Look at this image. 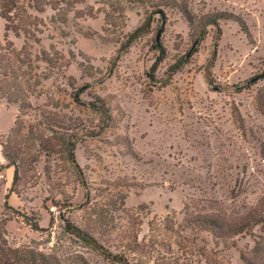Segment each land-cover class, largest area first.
<instances>
[{"label":"rangeland","instance_id":"1","mask_svg":"<svg viewBox=\"0 0 264 264\" xmlns=\"http://www.w3.org/2000/svg\"><path fill=\"white\" fill-rule=\"evenodd\" d=\"M262 202L264 0H0L1 246L118 264L70 224L131 264H264V224L208 225Z\"/></svg>","mask_w":264,"mask_h":264},{"label":"trees","instance_id":"2","mask_svg":"<svg viewBox=\"0 0 264 264\" xmlns=\"http://www.w3.org/2000/svg\"><path fill=\"white\" fill-rule=\"evenodd\" d=\"M183 14L186 16L188 19L189 23H193V18L191 13L184 8L183 9ZM219 19L220 16L214 15L211 17L206 18L203 23L201 24V29L198 32V35L195 39V43L191 49L192 55H189L187 57L181 58L179 61L174 63V65L171 66L169 71H172V74L177 73L186 63V60L188 61L189 58H191L195 53L198 52L200 45L202 42H204L206 38V28L210 25L219 26ZM151 24L152 20L151 18H147L146 21L136 30L133 32V34L130 35L132 39L138 38V36L143 35L144 33L149 32L151 29ZM159 51L161 52V56H163L164 51L162 47H159ZM215 58V56H214ZM159 61L161 59L159 58ZM159 63V62H158ZM156 68V67H154ZM209 80V79H208ZM211 82V81H210ZM95 108L102 112L103 115H106L108 117V111L105 109V107H97ZM13 166L15 165L14 163L12 164ZM17 175V173H16ZM16 179V178H15ZM26 218V217H25ZM27 224L31 226L35 230H40V227L37 223H32V220L29 218L25 219ZM31 222V223H29ZM264 224V203L262 202L261 204V209L259 211H255L254 213H251L250 216H248L245 220H241L240 222L234 223V224H227L224 225L220 223L218 220L210 218L208 221V225L212 228L213 232H219L222 235L226 234H231L233 236L242 234L245 231H248L252 228H255L256 226H262ZM160 226L157 225H150L151 231L153 234L157 233L159 230V234L154 235V241L157 243H163L162 236H168V238H171V235L174 234V228L171 227L169 228V224L167 222L163 224H159ZM68 230L69 232L73 233L76 235L78 238L83 240L89 247H91L94 251L102 255L105 259L116 262L118 264H131L129 262V258L127 255H113L110 253V251L106 250L94 237H92L90 234L84 232L83 230L76 228L75 226L68 225ZM171 232V235H168V233ZM177 232H175L176 234ZM175 244L182 249L183 254H189V255H194V251H192V246L190 242H186L185 240H177L175 239ZM189 244V245H188ZM140 248V245L135 242L134 246L132 245L131 251H134ZM202 257H205L202 255ZM208 262V259H206ZM129 262V263H128ZM215 263H218L217 261H214ZM209 263V262H208ZM0 264H51L49 260H47V257L41 253H36L34 251L30 250H8L6 246H1L0 245ZM133 264H138V263H133Z\"/></svg>","mask_w":264,"mask_h":264}]
</instances>
